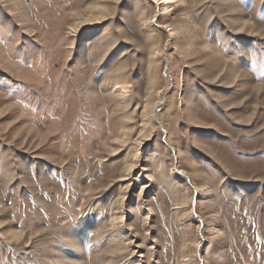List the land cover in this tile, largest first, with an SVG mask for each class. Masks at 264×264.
<instances>
[{
	"label": "rangeland",
	"instance_id": "rangeland-1",
	"mask_svg": "<svg viewBox=\"0 0 264 264\" xmlns=\"http://www.w3.org/2000/svg\"><path fill=\"white\" fill-rule=\"evenodd\" d=\"M162 1L0 0V264H264V0Z\"/></svg>",
	"mask_w": 264,
	"mask_h": 264
},
{
	"label": "bare ground",
	"instance_id": "bare-ground-1",
	"mask_svg": "<svg viewBox=\"0 0 264 264\" xmlns=\"http://www.w3.org/2000/svg\"><path fill=\"white\" fill-rule=\"evenodd\" d=\"M167 2V0H163L162 1V3H166ZM102 20H96V21H93V22H90V23H87L86 25L84 24V25H81V29L82 28H84V27H86V26H90V25H96V24H99L100 22H101ZM74 27H75V25H74ZM166 28V27H165ZM167 29H168V31H171V29H170V26H167ZM103 82V81H102ZM102 84V83H101ZM103 86V85H102ZM109 86V85H108ZM119 88L116 86V87H114V88H112L111 89V92L115 95V97H118V98H120V99H124L125 98V93L122 91V90H118ZM75 90V89H74ZM102 91V90H101ZM78 97V96H77ZM159 103H161L160 102V100H159V102L157 103V105H159ZM155 108V107H154ZM154 118V120L156 121V117H155V115H153L152 114V119ZM147 128H149V125H148V123L145 125V129H147ZM143 130V129H142ZM145 131V130H144ZM143 133V132H142ZM80 137V136H79ZM95 140V139H94ZM144 142V141H143ZM78 149V148H77ZM72 151H74V150H72ZM131 171V170H130ZM61 226V225H60ZM62 227V226H61ZM60 232V231H59ZM56 234V233H55Z\"/></svg>",
	"mask_w": 264,
	"mask_h": 264
}]
</instances>
